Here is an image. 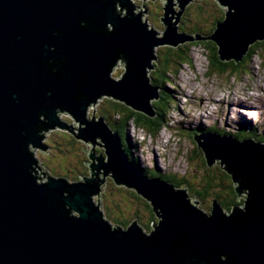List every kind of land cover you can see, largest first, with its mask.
Wrapping results in <instances>:
<instances>
[{"label":"water","instance_id":"water-1","mask_svg":"<svg viewBox=\"0 0 264 264\" xmlns=\"http://www.w3.org/2000/svg\"><path fill=\"white\" fill-rule=\"evenodd\" d=\"M194 1L176 0V11L167 0L159 35L130 0H0V264H264V142L215 131L193 136L207 166L220 163L231 176L240 202L225 211L214 198L207 213L186 185L150 177L131 161L104 116L86 115L108 96L156 116L160 92L148 71L160 46L210 40L221 62L239 63L264 41V0H216L224 17L205 36L180 31ZM119 60L126 68L116 79ZM60 112L80 122L78 138L100 139L104 152H90L91 176L45 184L27 144L46 150L43 134L53 126L74 134ZM101 170L150 203L157 217L150 233L136 217L126 229L105 219L92 198Z\"/></svg>","mask_w":264,"mask_h":264},{"label":"rangeland","instance_id":"rangeland-1","mask_svg":"<svg viewBox=\"0 0 264 264\" xmlns=\"http://www.w3.org/2000/svg\"><path fill=\"white\" fill-rule=\"evenodd\" d=\"M196 1L193 3H198ZM130 2L135 4V7L137 6L136 12L143 11V20L148 23L149 27L155 28L159 31V35H163L165 27L161 17L167 0H130ZM174 4H176L174 9L178 11L179 6L176 0H174ZM203 4L207 15L224 16L225 10L219 6L216 0H208ZM187 8V12L185 10L183 13V16L186 13L187 19L181 24L183 29L181 32L186 33L191 31L190 28L198 26L195 25L198 21L196 11L193 8L189 11ZM117 10L121 11L122 15H126V9H123L121 5L117 6ZM205 26H209V23ZM201 27H199L200 30L205 28L204 26ZM163 47L157 48L158 55ZM188 47H190L189 55L192 62L180 66L176 65L174 71L169 74L173 84L167 83V87L170 89L173 98L168 110L166 124L154 136L146 129L137 127L135 121L131 120L128 123V133L131 142L138 145L134 153H136L135 155L139 159L141 167L157 169L162 174L174 175L181 181L189 180L190 184L186 187H188L189 194L193 199L196 198L193 189H200L199 184L204 175L207 174L204 168L214 170V173L219 176L226 173L220 168V163L210 167L207 166L203 152L198 151L193 135L212 132L210 128L236 132L241 127H246L249 131L257 129L258 134L264 135V47L247 64L242 63L238 72L234 75L221 74L216 70L212 71L207 57L208 51L203 45L196 44ZM125 68L119 60L112 70L113 77L120 79L125 72ZM155 69L148 71L149 77L152 76ZM150 79L153 84L152 77ZM158 88L161 95V88ZM109 99L110 97L103 96L98 98L95 103H91L86 109L87 117L92 119L94 115L97 118L106 115L107 118L109 117V122L113 124L114 119H119V116L113 118L110 109L113 106L109 103ZM155 101L158 100L154 99L152 103ZM57 117L59 120L64 121L73 130L74 134L65 128L53 126L43 134L42 143L47 147L46 150L32 146V149H34L32 152L37 160V163L33 166V172L38 181L44 183V181L48 182L50 177H55L76 182L81 180L82 176H91L88 162L93 163V161L90 159L89 154L93 149L97 151L98 155L104 152V147L100 145L102 141L99 139L94 145L78 138L81 124L70 113L60 112ZM192 133L194 134L191 135ZM96 162L98 163L97 160ZM100 172V178L103 179L104 171L101 170ZM211 173L210 171L208 175H211ZM181 188H184L183 185ZM221 190V188H215L209 194H201L198 197L200 205L197 204V206L210 213L213 199L216 197L215 193H219ZM220 194L224 199L223 202L225 201L231 205L232 197H227L226 193L222 191ZM92 198L95 203L100 204L105 219L114 227L120 226L126 229L136 217L143 231L150 233L152 221H157L150 203L125 185H116L111 175L104 177V181L100 186V193ZM147 204L154 214L153 217L145 207ZM222 206L226 211L227 205L223 204ZM73 214L79 215L75 211Z\"/></svg>","mask_w":264,"mask_h":264},{"label":"trees","instance_id":"trees-1","mask_svg":"<svg viewBox=\"0 0 264 264\" xmlns=\"http://www.w3.org/2000/svg\"><path fill=\"white\" fill-rule=\"evenodd\" d=\"M208 0H197L196 2L198 3H191L188 6V10L191 11L193 8L196 11V14L198 15V21L197 24L198 26H195L192 29L191 34L195 33H201L203 36L209 35L212 33V31L215 28V24L223 19L224 16H219V15H207L205 12V6L204 2H207ZM195 5V7H194ZM192 9V10H193ZM209 23V26H205L206 24ZM201 26H204L205 28L203 30H200L202 28ZM183 30L180 27V31ZM196 44L203 45L206 50L208 51V59L210 63V67L212 71H218L221 74H231L234 75L235 73L238 72L239 66L243 64H247L251 58L258 53L263 47H264V41H258L255 44H253L250 47V50L246 56H244L243 60L240 61L239 63H235L234 61L230 62H221L219 59V56L217 54V47L214 42L208 40V41H194V42H189V43H184L180 44L178 47H171V46H164L161 48V51H159L158 55V62L156 65L155 71L152 73V82L154 85L158 86L161 88V95H160V100L155 101L154 107L156 109V116L155 117H148L143 113L134 111L130 107H127L125 104L120 103L118 101H115L114 99L110 98L108 101L113 106L110 109L112 110V116L115 118L117 115L119 116V119H114L113 124L109 122V117L107 118L105 115V118L107 122L110 124V126L115 130L120 133V135L123 138V143L124 147L129 155V158L131 161H133L135 164H137L148 176L150 177H161L162 179L171 182L174 184L176 187H181L182 185H188L189 186V180H182L179 179L178 177L170 174H162L159 172V170L155 169H148V168H142L140 165V161L135 155L134 151L138 148L137 144H133L131 142V138L128 133V123L131 120L135 121V125L137 127H142L146 129L151 135L156 136L157 133L160 132L162 126L166 124V120L168 118V110L171 106L172 102V94L170 93V89L167 87L168 84H173L171 83V77L169 74H171L174 71V67L180 66L181 64L184 63H191L192 59L189 55V50L190 47L188 46H195ZM188 45V46H187ZM177 65V66H176ZM173 82V81H172ZM176 86V85H172ZM175 91V90H174ZM108 110L106 109V112ZM117 116V117H118ZM215 131L219 134L223 135H232L235 137H238L239 139L243 138H254L256 141H261L264 142V135L258 134L257 129L254 130H247L246 127H241L240 129L236 130V132H231V131H226V130H215L214 128H210V131ZM192 133L191 135H193ZM194 136V135H193ZM136 152V151H135ZM204 171L207 173L204 175L202 178L199 186L200 189H193L195 190V196L199 197L201 194H209L211 190H214L215 188H221L222 192L226 193L227 197H232L231 205L227 204L225 201L223 202L224 199H222V195L219 193H215L216 197L219 202L223 205H227V210H230L233 205H239L240 203L237 200V195L234 190L233 182L231 179V176L222 173L220 176L216 173H214V170H209L205 169ZM212 172L211 175H208L209 172ZM217 177H216V176ZM217 178L218 180H216ZM221 180V181H219ZM206 191V192H204ZM219 194V195H217ZM229 201V199H227ZM147 207L148 212H150L151 216L153 217V213L151 211L150 206L147 204L145 205ZM154 222V221H152Z\"/></svg>","mask_w":264,"mask_h":264},{"label":"clouds","instance_id":"clouds-1","mask_svg":"<svg viewBox=\"0 0 264 264\" xmlns=\"http://www.w3.org/2000/svg\"><path fill=\"white\" fill-rule=\"evenodd\" d=\"M109 28H111V25H109ZM37 115H39V113H37ZM41 119H43V116L40 117ZM37 124V123H36ZM35 134L37 136V129L35 130ZM38 137V136H37ZM89 147H91V145H89ZM30 151H34V149H32V143H28L27 144V153L29 154ZM32 162H30V165H31ZM29 165V167H30ZM28 172H29V168H28ZM36 185H37V182L35 181ZM44 183L46 184L47 181H44ZM38 186V185H37ZM243 207V205L241 206Z\"/></svg>","mask_w":264,"mask_h":264},{"label":"flooded vegetation","instance_id":"flooded-vegetation-1","mask_svg":"<svg viewBox=\"0 0 264 264\" xmlns=\"http://www.w3.org/2000/svg\"><path fill=\"white\" fill-rule=\"evenodd\" d=\"M133 5L135 6V4H133ZM185 12H187V10H186ZM185 14H186V13H185ZM185 14H184L185 17H184L183 15H182V17H181L180 27H181V24H183L184 20L187 19V17H186ZM192 29H193V28H190L191 31H192ZM191 31L188 32V33H192ZM108 116H109V115H108ZM198 151H199V150H198Z\"/></svg>","mask_w":264,"mask_h":264},{"label":"bare ground","instance_id":"bare-ground-1","mask_svg":"<svg viewBox=\"0 0 264 264\" xmlns=\"http://www.w3.org/2000/svg\"><path fill=\"white\" fill-rule=\"evenodd\" d=\"M137 6H136V8H134V12H136L137 10ZM139 12H143L142 10H140ZM137 13V12H136ZM41 168V167H40Z\"/></svg>","mask_w":264,"mask_h":264}]
</instances>
